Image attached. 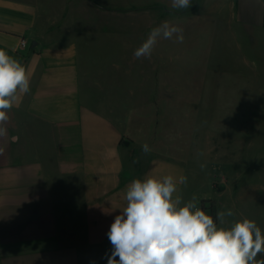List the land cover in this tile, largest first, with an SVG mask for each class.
<instances>
[{
    "label": "crops",
    "instance_id": "obj_1",
    "mask_svg": "<svg viewBox=\"0 0 264 264\" xmlns=\"http://www.w3.org/2000/svg\"><path fill=\"white\" fill-rule=\"evenodd\" d=\"M98 2L0 0V49L31 77L30 92L9 111L8 134L0 140V264H108L113 247L107 233L126 206L132 180L171 175L188 181L190 171L198 174L217 150L226 153V127L222 137L211 128L202 135L195 123L187 134L169 115L189 98L168 76L199 68L193 51L175 50L206 42L208 36L199 32L208 30L229 51L234 48L240 65L236 74L218 70L215 58L226 66L227 57L208 49L205 70L214 77L199 90H264V0H207L192 12L167 10L159 18L151 10L129 12L144 17L137 33L135 26L103 20L104 13H119ZM165 22L183 33L191 28L190 34H183L182 43L175 36L159 39L151 58L136 59L135 49ZM22 38L29 47L19 53ZM253 71L259 83L249 82ZM232 103L222 98L217 106ZM239 104L246 107L248 99ZM247 122H241L244 131ZM200 154L207 163L200 162ZM260 176L253 181L241 175L238 193L240 202L257 197L264 210V171ZM185 185L178 183L174 194L184 202ZM215 185L217 192L225 191Z\"/></svg>",
    "mask_w": 264,
    "mask_h": 264
},
{
    "label": "clouds",
    "instance_id": "obj_2",
    "mask_svg": "<svg viewBox=\"0 0 264 264\" xmlns=\"http://www.w3.org/2000/svg\"><path fill=\"white\" fill-rule=\"evenodd\" d=\"M171 3L175 9L191 6V0ZM174 36L182 43L183 29L162 23L150 30L133 55L151 58L159 39ZM30 83L26 67L0 49V140L8 134L9 111L30 92ZM142 150L149 148L145 144ZM186 182L185 176L177 181L171 175L131 181L126 206L107 233L113 247L108 264H264V232L257 223L248 218L228 221L226 217L234 215L230 209L219 211L214 220L195 198L184 202L174 195L177 184Z\"/></svg>",
    "mask_w": 264,
    "mask_h": 264
},
{
    "label": "rangeland",
    "instance_id": "obj_3",
    "mask_svg": "<svg viewBox=\"0 0 264 264\" xmlns=\"http://www.w3.org/2000/svg\"><path fill=\"white\" fill-rule=\"evenodd\" d=\"M99 1L100 2L98 3L103 7H115V11L119 13L115 15L104 13L101 15L103 20H118L120 21L121 25H131L132 27L135 26L137 33V31L142 29L141 24H143L144 17H138V15L131 16L128 15L129 12H135L138 10H151V14H156V16L159 18L160 14L167 10L175 13H182L183 11L188 13L192 12L197 5L206 2L207 0H191V6L187 9H182V11L181 9L173 8L171 0H113L112 3L110 2L111 0ZM233 22L235 21L233 20ZM190 29L191 28L184 30L183 34H190L188 31ZM232 29H237V26L232 25ZM245 30L246 29H243V31ZM220 32L221 30L217 28L214 30L213 34L216 33L218 36ZM199 33L208 36L206 42L194 41L193 43L191 42L187 44L185 48L180 47L175 50L177 53L193 51L195 62L199 68L194 73L168 76L169 82H175L184 87V95L188 96L189 98V101H185V104L178 109L177 113L169 112V115L177 117V125L184 133L187 134L192 132L195 123L196 131L200 132L202 135L205 134L208 128H211L212 131L222 137L220 129L222 126L226 127L224 136L229 138V142L225 146L226 153L220 154L217 150V152L214 154L215 156L212 158L213 160L208 162V166H205L203 169L201 166L199 167L198 174H196L194 171H190L189 180L185 185V199L187 202L195 198L198 207H200L202 199H210L207 201H210L211 206L214 207L216 217L219 211H227L230 209L233 211L234 215L232 217H226L228 221L231 222L248 218L254 220L261 230H263V202L259 201L257 197L253 199L248 198L246 201L242 200V202H240L238 187H240L242 184V181L240 180L241 175L243 178L242 180L247 178L249 180L255 181L257 178L261 177L260 175L264 171V90L232 89L228 91L215 92L199 90L198 88L202 83H204V81H206L208 78L211 79L214 77V74H208L207 70H205V66L207 65V61L209 59L208 49H210V53H212V49H214L217 55L221 53L225 54L227 57L226 66L225 62H223L224 65L220 64L219 56L215 58L214 66L218 70L223 71L224 69H228L229 71L233 72V74H236L237 69L240 70V65H235L238 59L236 56V50L234 48L229 51L230 49H227L224 44L220 43V41L216 38V35L214 40V35L211 37L208 30H205V32L201 31ZM246 33V31L243 32V36L248 38ZM194 34H197L196 31ZM197 47H199V51L197 50ZM229 53H231V55ZM211 59L210 66L213 65V60ZM181 62L184 61L181 60ZM216 68H214L215 72H218L216 71ZM239 70L237 71L238 73ZM247 77H249V82L259 83V80L255 78L254 71ZM208 98L215 100V105H196L195 101L197 99L206 100ZM222 98L232 100L233 103L227 104L225 106H217ZM241 98L248 99V105L246 107L240 106L239 101ZM242 115L247 117V119L243 120L241 118ZM243 121H248L246 124L247 131H244L245 123H243L242 127L241 122ZM213 123H217V125L214 126L212 125ZM240 143L242 144L243 152H240L239 154ZM221 147L223 150L224 145L221 144ZM225 154L231 157V160L227 161ZM204 158L205 156L200 154V162L207 163V161H204ZM227 164H230L231 166H227ZM190 169L192 170V167H190ZM243 171H245V175L243 174ZM212 183L222 185L225 187V191L217 192L219 188L215 185V189H213ZM235 186H237L236 190ZM209 204L210 203L208 202L204 203V207L208 208ZM204 211L206 214L210 215L209 210ZM241 213L244 214V217H241Z\"/></svg>",
    "mask_w": 264,
    "mask_h": 264
},
{
    "label": "trees",
    "instance_id": "obj_4",
    "mask_svg": "<svg viewBox=\"0 0 264 264\" xmlns=\"http://www.w3.org/2000/svg\"><path fill=\"white\" fill-rule=\"evenodd\" d=\"M206 202L210 203L208 208L204 207V203H206ZM200 208L202 210H209L210 211V215L213 217L214 220H216L215 209H214V207L211 206V202L210 201L202 200Z\"/></svg>",
    "mask_w": 264,
    "mask_h": 264
},
{
    "label": "built area",
    "instance_id": "obj_5",
    "mask_svg": "<svg viewBox=\"0 0 264 264\" xmlns=\"http://www.w3.org/2000/svg\"><path fill=\"white\" fill-rule=\"evenodd\" d=\"M29 47V43L25 38H22L19 42V53L24 52Z\"/></svg>",
    "mask_w": 264,
    "mask_h": 264
}]
</instances>
